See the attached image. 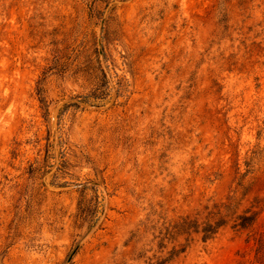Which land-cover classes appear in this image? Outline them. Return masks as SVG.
<instances>
[{"label":"rangeland","instance_id":"obj_1","mask_svg":"<svg viewBox=\"0 0 264 264\" xmlns=\"http://www.w3.org/2000/svg\"><path fill=\"white\" fill-rule=\"evenodd\" d=\"M232 197L250 230L171 229ZM259 238L264 0H0V264H264Z\"/></svg>","mask_w":264,"mask_h":264},{"label":"trees","instance_id":"obj_2","mask_svg":"<svg viewBox=\"0 0 264 264\" xmlns=\"http://www.w3.org/2000/svg\"><path fill=\"white\" fill-rule=\"evenodd\" d=\"M207 209L205 208V210ZM237 209L238 203L232 197L224 204L213 206V210L206 213L202 222L197 218L190 219L186 216L181 218L171 229L178 235H186L188 237L197 235L203 243L213 240L218 231L229 222L232 223L231 228L235 231L250 230L256 222L258 212L244 210L238 213ZM257 244L261 250L264 246V240L259 238Z\"/></svg>","mask_w":264,"mask_h":264},{"label":"water","instance_id":"obj_3","mask_svg":"<svg viewBox=\"0 0 264 264\" xmlns=\"http://www.w3.org/2000/svg\"><path fill=\"white\" fill-rule=\"evenodd\" d=\"M97 226H98V224H97ZM97 226H96V227H97ZM81 244H82V242L79 243V244L75 247V249L72 251V253H71L70 256L68 257V259L66 260V263H65V264H69V263L71 262L72 258L74 257V255L76 254V252L78 251V249L80 248Z\"/></svg>","mask_w":264,"mask_h":264}]
</instances>
